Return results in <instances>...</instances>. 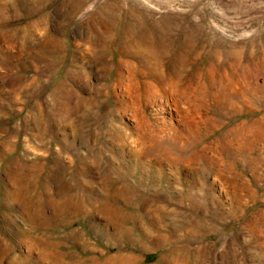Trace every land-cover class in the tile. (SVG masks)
Listing matches in <instances>:
<instances>
[{"label": "rangeland", "instance_id": "374dc122", "mask_svg": "<svg viewBox=\"0 0 264 264\" xmlns=\"http://www.w3.org/2000/svg\"><path fill=\"white\" fill-rule=\"evenodd\" d=\"M120 257L264 264V0H0V264Z\"/></svg>", "mask_w": 264, "mask_h": 264}, {"label": "bare ground", "instance_id": "6f19581e", "mask_svg": "<svg viewBox=\"0 0 264 264\" xmlns=\"http://www.w3.org/2000/svg\"><path fill=\"white\" fill-rule=\"evenodd\" d=\"M58 209V208H57ZM183 221V220H182ZM175 226V225H173ZM10 246V245H9ZM162 246V245H161ZM9 248V247H8ZM7 251V250H6ZM4 254V253H2ZM6 254V253H5ZM4 254V255H5ZM120 256V255H119ZM122 256V255H121ZM126 256V255H125ZM95 259V258H94ZM129 260V259H128ZM89 262V261H88ZM129 262L125 258H106L103 259L101 262L99 261H90V264H128Z\"/></svg>", "mask_w": 264, "mask_h": 264}]
</instances>
